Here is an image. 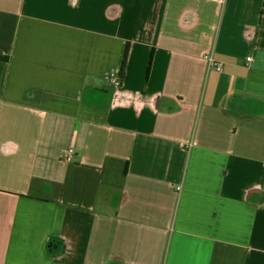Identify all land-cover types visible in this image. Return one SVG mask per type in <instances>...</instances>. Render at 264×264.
Returning <instances> with one entry per match:
<instances>
[{
	"label": "crops",
	"instance_id": "0c3cea01",
	"mask_svg": "<svg viewBox=\"0 0 264 264\" xmlns=\"http://www.w3.org/2000/svg\"><path fill=\"white\" fill-rule=\"evenodd\" d=\"M0 264H264V0H0Z\"/></svg>",
	"mask_w": 264,
	"mask_h": 264
},
{
	"label": "built area",
	"instance_id": "2783aa9c",
	"mask_svg": "<svg viewBox=\"0 0 264 264\" xmlns=\"http://www.w3.org/2000/svg\"><path fill=\"white\" fill-rule=\"evenodd\" d=\"M215 1L223 2L224 0H215ZM205 58L209 61V64L211 66L215 67L217 70H221V68H222L221 64L218 63L211 54L205 55ZM251 59H252L251 56L247 57L248 61H250ZM110 79H111L113 84H119L120 83V79H119V77L116 74H111ZM73 153H74V150L72 148H70L65 153V158L70 160L72 158V156H73Z\"/></svg>",
	"mask_w": 264,
	"mask_h": 264
},
{
	"label": "trees",
	"instance_id": "16d2710c",
	"mask_svg": "<svg viewBox=\"0 0 264 264\" xmlns=\"http://www.w3.org/2000/svg\"><path fill=\"white\" fill-rule=\"evenodd\" d=\"M128 54H129V45H127V47L124 51V55H123V59H122V63H121L120 74H119L120 82H121V79H123L124 75H125V69H126Z\"/></svg>",
	"mask_w": 264,
	"mask_h": 264
}]
</instances>
